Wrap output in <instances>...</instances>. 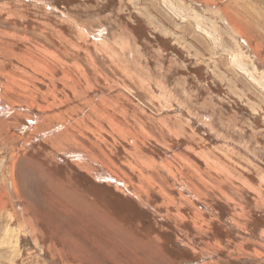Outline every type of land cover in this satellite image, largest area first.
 <instances>
[{"label":"rangeland","instance_id":"1","mask_svg":"<svg viewBox=\"0 0 264 264\" xmlns=\"http://www.w3.org/2000/svg\"><path fill=\"white\" fill-rule=\"evenodd\" d=\"M133 248L264 264V0H0V264Z\"/></svg>","mask_w":264,"mask_h":264},{"label":"crops","instance_id":"2","mask_svg":"<svg viewBox=\"0 0 264 264\" xmlns=\"http://www.w3.org/2000/svg\"><path fill=\"white\" fill-rule=\"evenodd\" d=\"M136 241H137V242H141V243H143V242H142L143 240H140V239H136ZM137 242H136V243H137ZM125 245H126V244H125ZM144 245H145V244H144ZM77 246H78V245H77ZM77 246H76L74 243H72V247H73V249L75 250V252H76V248H77ZM146 247H148V246H146ZM125 248H129V246L126 245ZM126 250H128V249H126ZM131 250H132V249H131ZM78 251H79V250H78ZM78 251H77V252H78ZM134 251H135V248H133L132 253H131L132 256H134V259H133V260H134V261H135V260L139 261V262H138L139 264H146L147 259H146V258H143L142 256H139L140 254L135 255V254H134ZM130 252H131V251H130ZM72 256H73V258H76V257L78 258V259H77V260L79 261L78 263H82V262H84V261L86 262L87 260L89 261V259L87 258V256L90 257L91 255H90L89 253H86V254H79V255H77V256H76L75 254H73ZM109 260H110V259H109ZM78 263H77V264H78ZM114 263L117 264V261H114ZM193 263H194V262H191L190 264H193Z\"/></svg>","mask_w":264,"mask_h":264},{"label":"bare ground","instance_id":"3","mask_svg":"<svg viewBox=\"0 0 264 264\" xmlns=\"http://www.w3.org/2000/svg\"><path fill=\"white\" fill-rule=\"evenodd\" d=\"M170 14V13H169ZM101 218V217H100Z\"/></svg>","mask_w":264,"mask_h":264}]
</instances>
